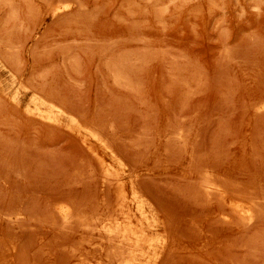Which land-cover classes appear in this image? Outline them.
I'll use <instances>...</instances> for the list:
<instances>
[{
  "label": "rangeland",
  "instance_id": "1",
  "mask_svg": "<svg viewBox=\"0 0 264 264\" xmlns=\"http://www.w3.org/2000/svg\"><path fill=\"white\" fill-rule=\"evenodd\" d=\"M75 115L143 194L147 257ZM263 198L264 0H0V264H264Z\"/></svg>",
  "mask_w": 264,
  "mask_h": 264
},
{
  "label": "bare ground",
  "instance_id": "2",
  "mask_svg": "<svg viewBox=\"0 0 264 264\" xmlns=\"http://www.w3.org/2000/svg\"><path fill=\"white\" fill-rule=\"evenodd\" d=\"M58 4V3H57ZM55 5V4H54ZM50 6V5H49ZM56 6V5H55ZM60 6V5H59ZM51 7H52V5H51ZM53 9V8H52ZM56 10H60L61 9V7H57V8H55ZM57 12V11H56ZM58 15V14H57ZM56 16V15H55ZM2 57V56H1ZM4 59V58H3ZM4 68V67H3ZM6 68V67H5ZM32 87V86H31ZM18 90V89H17ZM26 90V89H25ZM36 90V89H35ZM47 98V97H46ZM46 98H44L43 96H41V95H37L35 98H34V100H33V106H30V112H32V113H34V114H36L37 116H39V117H42L43 119H45V120H49L50 121V123L51 122H53V123H55V124H60L61 123V119L63 118V117H66V116H69L67 113V111L66 110H64L59 104H56V103H53V102H51V101H49V100H47ZM51 100V99H50ZM31 104V103H30ZM261 110V109H260ZM79 115V114H78ZM33 116V115H32ZM37 118V117H36ZM83 118V117H82ZM84 119V118H83ZM83 121L81 118L79 119V118H77L76 117V115L75 116H70V121H71V123H70V125H68L67 124V126L71 129V130H73V131H75V132H79V133H81V135H82V138H83V141H84V143L89 147V149H91V151H89L90 153H94L96 156L95 157H97L98 158V160H99V162L100 163H102V164H100L101 166L103 165V167H104V169H105V172H106V175H107V178H109V182H116V185L118 186L117 188H118V193L116 194L117 195V200H118V202H117V204H118V210L120 211V212H123V214H125L126 216H124V215H122L123 216V221H120L117 225V229H115V228H112L113 229V231H118V235L117 236H120V237H122V239L120 240V241H126V243H128L129 244V246L130 247H132V253H136L135 252V250H139V247L142 249V251L139 253L140 255H145V257H147V254H148V251L149 250H147V249H150V251H151V248H153V247H151V246H146L147 244V241L149 240L148 238H147V228L143 225V220H148L149 221V219H150V215H149V211H148V209H147V207H146V201H145V199H144V197H143V194L141 195V194H139L138 192H137V190H133L134 192H132V190L130 191L129 190V187H128V185L126 184V182L125 181H123L122 179H119L118 178V173L116 172V170H113V168L115 167L113 164L114 163H116V164H118V165H120V166H122V167H124L125 166V163L119 158L120 156H116L117 155V153H116V155L114 154V149H111L110 148V146H109V144L107 143V141L101 136V134H99L98 132L99 131H95V130H93L92 128H90V127H88V126H86L84 123L82 124V122L81 121ZM52 123V124H53ZM93 125V124H92ZM98 129V128H97ZM100 130V129H99ZM81 138V137H80ZM94 142L96 143V144H98V145H100V146H102L104 149H106V150H109L111 153H112V155H114V159H115V157H116V162L114 161L113 162V164H110V163H108L107 162V159L104 157V155H101L99 152L100 151H98V149H96L95 148V145H93L94 144ZM109 142V141H108ZM93 143V144H92ZM112 146V145H111ZM98 147V146H97ZM99 148V147H98ZM101 148V147H100ZM105 150V151H106ZM104 151V150H103ZM117 151V150H116ZM88 152V153H89ZM108 152V151H107ZM119 152V151H118ZM101 153H102V151H101ZM110 153V154H111ZM121 154V153H120ZM122 156V155H121ZM94 157V156H93ZM124 157V156H123ZM125 158V157H124ZM190 166V165H189ZM199 167V166H198ZM115 169H116V167H115ZM201 169V168H200ZM103 170V169H102ZM205 170H207V169H205ZM213 170V169H212ZM202 171V170H201ZM200 171V172H201ZM211 171V170H210ZM209 172V171H208ZM207 172V174L209 175L210 173H208ZM225 172V171H224ZM101 173V172H100ZM202 173V172H201ZM206 173V172H205ZM204 173V175H206ZM213 174V176H211ZM103 175V174H102ZM132 175V174H131ZM119 177H120V175H119ZM185 177V176H184ZM184 177L182 178V179H184ZM211 177H214V173L212 172L210 175H209V178L212 180V179H216V178H211ZM208 178V179H209ZM201 179V178H200ZM207 179V180H208ZM209 179V180H210ZM235 179V178H234ZM110 180H113V181H110ZM190 180V179H189ZM196 180V179H195ZM194 180V181H195ZM206 180V181H207ZM210 180V181H211ZM225 180V179H224ZM232 180V179H231ZM193 181V180H192ZM193 181V182H194ZM197 181V180H196ZM205 181V178H204V180H203V182ZM205 181V182H206ZM210 181H207V183L209 182V184L210 183H212L214 180H212V182H210ZM227 181V180H226ZM108 182V181H107ZM203 182H202V185H203ZM217 183H218V181H216ZM237 182V181H236ZM187 183V182H186ZM206 183V184H207ZM112 184V183H111ZM191 184V183H190ZM196 184V183H195ZM194 184V185H195ZM105 185V184H104ZM113 185V184H112ZM201 185V184H200ZM219 185V184H218ZM218 185H217V187H218ZM230 185V184H229ZM238 185V184H237ZM110 186V185H109ZM204 186V185H203ZM203 186H201V188L203 187ZM206 186V185H205ZM213 186H214V183H213ZM212 185H208L207 187H208V189H210V190H212V188H213V190L216 188L215 186V188L213 187ZM134 187V186H133ZM197 187H199L198 185H197ZM206 187V188H207ZM219 187H220V185H219ZM231 187H232V185H231ZM239 187V186H238ZM137 187H134V189H136ZM140 188H141V186H140ZM206 188H204L205 190H206V193H208V191H209V193H210V190H208L207 191V189ZM133 189V188H132ZM138 189V188H137ZM196 189V188H195ZM199 189V188H198ZM219 189H221V187L220 188H217L216 190H218L217 192H219ZM236 189V188H235ZM139 190V189H138ZM144 190V189H143ZM204 190V191H205ZM212 190V192H213V194H215L214 192L215 191H213ZM221 190H223L224 192H225V190L222 188ZM145 191V190H144ZM199 191V190H198ZM255 191V190H254ZM203 192V191H202ZM223 192V193H224ZM234 192H236V190L234 191ZM142 193V192H141ZM208 193V194H209ZM222 193V196L226 199V196H228V194L227 193H224V194H227V195H224ZM238 193V192H237ZM147 194V193H146ZM211 194V193H210ZM255 194V193H254ZM198 195V194H197ZM206 195V194H205ZM252 195V194H251ZM258 195V194H257ZM218 196H219V194H218ZM254 196V195H253ZM203 197V196H202ZM211 197V196H210ZM209 197V198H210ZM151 198V197H150ZM221 198V197H220ZM234 198V197H233ZM240 198V197H239ZM257 198V197H256ZM206 199V198H205ZM236 199V198H235ZM246 199V198H245ZM264 199V198H263ZM148 200V199H147ZM223 199H221V201H222ZM237 200V199H236ZM223 202H226V201H223ZM231 202V201H230ZM130 204H133V206H134V208L135 209H137V211H138V213H139V216L141 217V219H142V223H141V226H139V228L138 229H136V230H133L132 229V226H133V223H134V219H133V217H132V213H131V210H133V209H131V207L129 208V206H130ZM210 204H212V203H210ZM232 204V203H231ZM230 204V205H231ZM151 205V204H150ZM252 206V205H251ZM222 207V206H221ZM225 207V206H224ZM230 208H234V210L240 215V216H242V218H246V219H248L249 221H253L254 219V214H255V212L253 211V209L250 207V205L248 206V205H244L242 202L241 203H238V202H234V204H233V206H231ZM127 209H130V211L128 212V213H126V210ZM256 209H258V208H256ZM151 210V209H150ZM222 210V209H221ZM74 211V210H73ZM134 211V210H133ZM233 211V210H232ZM116 212V211H115ZM260 212V211H259ZM72 213V212H71ZM119 213V212H118ZM79 214V213H78ZM232 214V213H231ZM237 214V215H238ZM119 215H120V213H119ZM135 215V214H134ZM77 216V215H76ZM70 217V216H69ZM73 217V216H72ZM71 217V218H72ZM117 217H119V216H117ZM124 217H125V220H124ZM135 217V216H134ZM233 217V216H232ZM66 218H68V216L66 217ZM75 217H73V219H74ZM85 218V217H84ZM136 218V217H135ZM81 219V218H80ZM109 219V218H108ZM221 219V218H220ZM224 219V218H223ZM239 219V218H238ZM117 220H119V219H116V221ZM233 220V219H232ZM221 221H223V220H221ZM234 221V220H233ZM82 222H85V221H82ZM81 222V223H82ZM139 222H140V218H139ZM239 222V221H238ZM234 223V222H233ZM250 223V222H249ZM91 224V223H90ZM100 224H101V222H100ZM71 225V224H70ZM69 225V226H70ZM87 225V224H86ZM99 225V224H98ZM104 225V224H103ZM113 225V224H112ZM83 226H84V223H83ZM106 226H108V223H107V225ZM137 226V227H138ZM82 227V226H81ZM84 227H86V226H84ZM74 228V227H73ZM83 228V227H82ZM81 228V229H82ZM70 229V228H69ZM78 229V228H77ZM86 229V228H85ZM90 229H91V227H90ZM110 229V228H109ZM76 230V229H75ZM80 230V229H79ZM88 230V229H87ZM86 230V231H87ZM108 230V229H107ZM111 230V229H110ZM74 231V230H73ZM109 232V231H108ZM74 233V232H73ZM84 233V232H83ZM88 233V232H87ZM117 233V232H116ZM91 234V233H90ZM106 234H108V233H106ZM85 235V234H84ZM113 235V234H112ZM91 236V235H90ZM102 236V235H101ZM116 237V236H115ZM86 238V237H85ZM103 238V237H102ZM108 239V238H107ZM85 240V239H84ZM104 240V239H103ZM78 241V240H77ZM102 242V241H101ZM150 242H152V240L150 241ZM78 243V242H77ZM119 243V242H118ZM66 245V244H65ZM149 245H152V244H149ZM74 246V245H73ZM107 246V245H106ZM153 246V245H152ZM155 246V245H154ZM167 246V245H166ZM157 247V246H156ZM60 248V247H59ZM124 248V247H123ZM161 248V247H160ZM73 249V248H72ZM110 249V248H109ZM114 249V248H113ZM127 249V248H126ZM157 249V248H156ZM57 250V249H56ZM65 250V249H64ZM103 250H104V248H103ZM130 250V249H129ZM158 250V249H157ZM161 250L159 249V252H160ZM124 252V251H123ZM88 253V252H87ZM95 253V252H94ZM98 253V252H97ZM114 253V252H113ZM131 253V252H130ZM138 253V252H137ZM136 253V254H137ZM156 253V252H155ZM74 254V253H73ZM126 254V253H125ZM129 254V253H128ZM93 255V254H92ZM95 255V254H94ZM111 255V254H110ZM150 255V254H149ZM22 256V255H21ZM65 257V256H64ZM71 257H73V256H71ZM113 257H115V256H113ZM154 257V256H153ZM75 258V257H74ZM121 258V257H120ZM125 258V257H124ZM123 258V259H124ZM131 258V257H130ZM20 259V258H19ZM66 259V258H65ZM135 259V258H134ZM155 259H157V258H155ZM154 259V260H155ZM80 260H81V258H80ZM101 260V259H100ZM121 261H122V259H120ZM136 260H137V258H136ZM21 261V260H20ZM64 261V260H63ZM63 261H61V262H63ZM124 263L125 264H129L130 263V261H131V259H129V258H125L124 260ZM135 261V260H134ZM133 261V262H134ZM138 261V260H137ZM140 261H142V260H140ZM156 261V260H155ZM160 261V260H159ZM18 262V261H17ZM84 262V261H83ZM132 262V263H133ZM26 263V262H25ZM59 263V262H58ZM70 263V262H69ZM81 263V262H80ZM112 263V262H111ZM136 263V262H135ZM64 264V263H63ZM74 264V263H73ZM91 264V263H90ZM137 264V263H136ZM140 264H142V262H140ZM149 264H150V262H149ZM153 264H154V261H153Z\"/></svg>",
  "mask_w": 264,
  "mask_h": 264
}]
</instances>
